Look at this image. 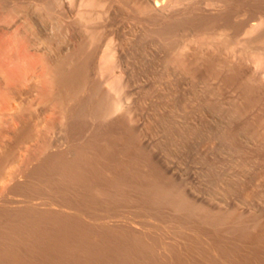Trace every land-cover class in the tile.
Here are the masks:
<instances>
[{"label":"bare ground","instance_id":"1","mask_svg":"<svg viewBox=\"0 0 264 264\" xmlns=\"http://www.w3.org/2000/svg\"><path fill=\"white\" fill-rule=\"evenodd\" d=\"M36 1L48 16L52 1ZM55 1L60 6L65 2ZM127 1L136 3L134 18L142 17L139 21L145 20L149 34L162 43L167 69L234 92V106L227 113L230 124L220 138L243 154L248 134L264 139V75L258 65L263 56L247 69L235 58H222L239 43L241 32L248 36L244 55L254 45L264 49V0ZM240 13L258 15L259 21L237 25ZM184 34L194 35L198 46L186 49L190 45L179 41ZM101 42L93 31L89 41L58 51L44 76L39 96L61 111L62 144L36 133L17 112L12 114V121L21 124L9 130L14 142L6 143V153L0 150V187H11L24 199L15 195L0 200V264H264V217H245L188 195L143 145L119 98L120 76L113 83L105 79V88L92 78L98 66L101 78L114 67L104 61L95 64ZM194 100L202 113L216 107L211 100ZM86 120L99 123L85 127L82 136ZM199 129L183 131L194 136ZM3 132L0 123V136ZM23 148L30 153L25 162L34 156L33 163L11 170L22 159L18 150ZM130 206L160 224L115 222L114 215ZM165 209L178 216H167ZM166 223L179 228L176 238L162 232Z\"/></svg>","mask_w":264,"mask_h":264},{"label":"rangeland","instance_id":"2","mask_svg":"<svg viewBox=\"0 0 264 264\" xmlns=\"http://www.w3.org/2000/svg\"><path fill=\"white\" fill-rule=\"evenodd\" d=\"M51 1L53 9L47 16L36 0H0V123L4 130L0 136V150L6 153L5 146L14 142L9 130L21 122L12 121L15 112L30 123L36 133L58 145L63 143L61 111L39 96L40 89L58 51L66 52L77 42L89 41V33L94 31L102 38L95 64L104 61L114 67L101 78L98 66L92 71V78L102 82L105 88V79L113 83L120 76L123 87L119 98L124 103L123 107L134 119V128L141 135L143 145L162 168L169 170L171 177L181 183L188 195L200 200L199 203L221 210L235 209L245 217H264V139L248 134L243 138V154L232 150L220 138L222 128L230 124L227 113L234 106V92L218 88L213 81L195 83L180 71L167 69L163 63L165 53L159 48L162 43L149 34L151 26L145 20L139 21L142 17L139 20L134 18L136 3L96 0L98 3L94 4L95 0H65L60 6L55 0ZM239 15L235 18L236 24L259 21V16L253 13ZM182 37L180 43L190 45L186 49L198 46L194 35L184 34ZM237 37L239 43H235L222 58L231 61L235 58V63H241L247 69L256 63L258 56H263L262 63L258 65L259 68L263 66L264 75V49L254 45L250 53L244 55L243 42L248 36L241 32ZM194 98L211 100L216 107L202 113ZM98 123L86 120L83 129ZM195 127L200 128L197 135L186 133V129ZM84 134L85 129L81 135ZM18 153H22L21 162L18 160L11 164V170H24L35 158L33 156L25 162L30 157L26 148L18 150ZM0 188L1 201L19 195L11 187ZM21 196L17 197L24 199ZM121 209L118 215H114L117 216L115 219L134 221L141 227L160 224L150 217L152 215L133 206ZM166 210L167 216H178ZM117 220L113 221L120 222ZM161 225L164 234L176 238L174 235L179 231L176 225Z\"/></svg>","mask_w":264,"mask_h":264}]
</instances>
